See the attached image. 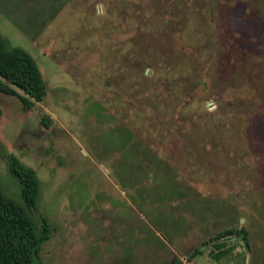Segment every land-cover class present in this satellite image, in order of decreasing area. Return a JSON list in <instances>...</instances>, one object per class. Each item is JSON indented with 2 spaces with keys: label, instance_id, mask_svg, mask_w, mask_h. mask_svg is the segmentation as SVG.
Returning <instances> with one entry per match:
<instances>
[{
  "label": "rangeland",
  "instance_id": "obj_1",
  "mask_svg": "<svg viewBox=\"0 0 264 264\" xmlns=\"http://www.w3.org/2000/svg\"><path fill=\"white\" fill-rule=\"evenodd\" d=\"M0 40L46 85L29 111L0 94V191L32 169L53 228L39 264H264V0H0Z\"/></svg>",
  "mask_w": 264,
  "mask_h": 264
},
{
  "label": "trees",
  "instance_id": "obj_2",
  "mask_svg": "<svg viewBox=\"0 0 264 264\" xmlns=\"http://www.w3.org/2000/svg\"><path fill=\"white\" fill-rule=\"evenodd\" d=\"M0 94L17 97L26 111L35 103H41L46 94L45 82L32 57L21 48L5 50L1 40ZM42 123L48 127L49 119H43ZM10 174L20 187L21 202L5 197L0 191V264H39L42 246L50 240L53 228L45 219L35 220L38 178L32 169L22 167L14 158L11 159ZM232 234L245 232L231 229L219 236ZM245 243L248 246V241Z\"/></svg>",
  "mask_w": 264,
  "mask_h": 264
},
{
  "label": "crops",
  "instance_id": "obj_3",
  "mask_svg": "<svg viewBox=\"0 0 264 264\" xmlns=\"http://www.w3.org/2000/svg\"><path fill=\"white\" fill-rule=\"evenodd\" d=\"M195 259H197V264H250L247 250L243 247L239 251L237 250L233 256H219L215 260L208 258L207 255L198 254ZM194 260H192V264H194Z\"/></svg>",
  "mask_w": 264,
  "mask_h": 264
}]
</instances>
